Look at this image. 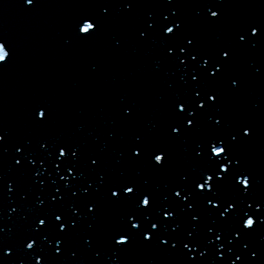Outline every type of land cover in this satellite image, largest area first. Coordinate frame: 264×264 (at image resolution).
Wrapping results in <instances>:
<instances>
[{
    "label": "snow or ice",
    "instance_id": "obj_1",
    "mask_svg": "<svg viewBox=\"0 0 264 264\" xmlns=\"http://www.w3.org/2000/svg\"><path fill=\"white\" fill-rule=\"evenodd\" d=\"M26 6L35 8L38 0H24ZM198 4V15H204V9L210 15L208 21L219 24L225 16L227 0H196ZM168 5H176L177 0H167ZM105 17L111 15L114 7L112 0H103L99 5ZM121 11L133 13L136 8L141 7L139 0H119L118 5ZM179 5L170 11L161 13L162 19L157 24L155 19L147 21V27L139 29L142 39H149L150 35L159 31L162 34V43L165 46L166 54L172 62L181 67L184 75L181 80L189 86L187 94L177 95L169 104L171 119L167 123L166 131L161 137L160 125L153 123L148 132L140 131L134 134L133 138L126 145L125 150L120 153L121 157H126L129 163L150 167L153 170H163L171 166L173 156L170 143L176 139H183L193 135L203 122H207L214 129H223L225 118L222 111L224 100V89L212 86L217 81L225 78V74L231 69L233 63L234 48L236 45L256 48L264 43V20H251L241 26L235 32V44H223L214 51H206L200 44L199 36L190 30H185V21L180 17ZM150 15H153L150 13ZM171 25V26H169ZM101 30V22L95 15L82 16L76 23V38L81 41H89ZM117 43H120L117 41ZM15 56V49L10 41L5 37H0V65H7ZM190 70V71H189ZM257 72L260 69H256ZM191 76V80L187 77ZM242 81L239 77H231L229 87L239 89ZM137 105L135 103L126 104L123 109V116L128 121H135L137 118ZM50 117V111L46 104H39L36 109L37 123L46 124ZM255 125L251 123L241 124L238 129L227 132V135H210L196 143L192 150L194 158L202 162V167L197 175L192 172L180 174L178 183L172 186L171 196H165L164 200H177L179 207H173L171 203L160 204L157 196L146 186L149 181L142 183L130 178L126 172L121 171L118 178L110 180L106 171L102 170L104 157L102 154L93 153L87 156L90 162L88 167L92 169L97 180L89 181V186L82 189L85 196H91V188L97 192H103V200L91 199L80 207L72 206L69 211L57 210L53 212L51 218L44 216L38 218L35 231L43 233L49 230L50 225L56 232V244L54 253L63 255L64 247L75 230L79 229L84 220H89L88 228L95 229V222L100 218L105 202L112 204L135 203V209L127 211L112 230L109 242L114 248L120 251L127 250L137 237L142 238L146 243H158L160 247L168 250L179 249L182 245L187 250L190 261H196L198 257L195 252L200 251L201 242L196 240V233L189 231L186 238L174 235L179 228L178 213L182 210L191 213L192 219L199 222L202 214L197 213V203L203 200L206 205L212 206L220 219L224 221L237 220L233 226L235 238L243 239L246 232H254L257 228L264 226V199L261 200H241L239 198H228L223 192L226 183H231L236 191L244 196L252 194L253 174L243 165V157L236 152L234 145L250 139L255 135ZM111 136L115 139L117 133L113 131ZM230 137V139H228ZM8 134L0 131V145L7 143ZM31 141L23 146L17 147L20 155L15 159L17 166L23 167L24 160L28 159L25 153L30 147ZM43 150L48 157L52 158V164L57 171L66 169L72 177H77V169L80 167L81 146L73 142H62L50 144L41 141ZM55 149V151H53ZM57 159L60 161L57 163ZM30 163L35 165L36 159H30ZM46 164L47 160L40 161ZM100 170V171H96ZM80 173V178H83ZM40 172L35 173L39 178ZM72 177L61 176L64 187H56V195H52L53 202L60 203L67 198V195H59L67 189L72 196H79L80 190H76L71 182ZM5 180V176L0 174V182ZM98 181V182H97ZM41 184L43 180L39 181ZM10 190L12 185H8ZM59 197V198H58ZM41 205L45 203L43 199L39 201ZM244 205V207H242ZM16 211V209H13ZM159 216V218H157ZM165 220L169 223H165ZM171 224L172 230L165 235L161 234V228H168ZM208 232L214 239H209L208 244L219 243L220 249H224L226 233L219 226L208 228ZM48 240V236H44ZM187 239L188 242H184ZM30 241V242H28ZM95 233L89 231L85 238V243L92 247L95 244ZM37 245V239L26 238V248L33 250ZM170 246V248H169ZM245 249L249 245H243ZM0 251H6L7 255L14 254L13 247L4 246ZM208 248L200 251V258L208 254ZM75 255V253H73ZM99 257L100 252H96ZM253 258H258L257 251H251ZM220 260H226L224 251L219 253ZM40 264H45L44 258L38 256ZM242 255L237 256L230 264H237L243 261ZM119 264V262H118Z\"/></svg>",
    "mask_w": 264,
    "mask_h": 264
},
{
    "label": "water",
    "instance_id": "obj_2",
    "mask_svg": "<svg viewBox=\"0 0 264 264\" xmlns=\"http://www.w3.org/2000/svg\"><path fill=\"white\" fill-rule=\"evenodd\" d=\"M103 0H38L37 6L35 8H32L31 6H26L24 3V0H0V37L7 38L12 47L15 49V53L20 49L21 52L18 54L19 60L22 62V57L25 55L30 54L31 56H34V60L37 64H39L41 61V65L43 68H40L41 74L44 75H54L56 76V80L54 81V84H58L59 82L65 83L68 82L71 77L73 78L74 74L72 76H67L65 73H59V77L57 76V70L56 71H45L44 69V59L45 60H51V63L57 68V63L60 59H57L56 54L59 55V58L63 55V60L65 63L69 62V59H73L72 54H74V51L68 50L67 45H71L73 49L75 50V54L77 55V59H82L83 62L82 66H86L90 63L92 65H95V62L97 65L93 66L92 69L96 72V75L98 79H104L99 81V84L97 86V89L104 92L108 89L110 92V88H113L112 86L109 87L107 83L120 86L118 85V81L112 79H105L107 76V73L102 71L105 67L109 68L110 59H113V54L116 56H126L127 52H131L137 57H142V62L139 63L140 73H137L139 77H141L142 74L145 76H148L150 79L155 78V76H159L162 74L164 81L167 82V86L174 89V85L172 81L179 82L180 87L177 88L179 93L187 92L188 89L185 88L184 82L181 80V76L184 75V72L181 71V67L172 62L171 58L166 54L165 52V46L162 43V34L157 30L153 32L150 35L149 39L146 40H140L139 39V29H141L142 23L147 24V21L150 19H155L157 24L162 19L161 13L170 11L173 7H176L179 5V11H180V17L185 21V30L192 31L194 33H197L199 36L200 44L205 49L206 47L209 49L217 48L220 45L223 44H235V32L243 25L247 24L251 20H264V0H227L228 6L225 7V16L223 17V20L221 23L216 24L208 21L207 16L210 15L207 13V10L204 9V15H198V4L196 3V0H177L176 5H168L167 0H139V3L142 5L141 7L136 8V10L133 13H128L125 11H121L119 7L115 6L118 5L119 0H112V3L114 4V7L111 11V15L105 17L102 13L103 10L99 6ZM153 14V15H150ZM87 15H95L101 22V30L99 33L95 35V37L89 41H81L76 38V23L82 16ZM171 26V25H169ZM119 41L120 43H117ZM21 45H24L22 47ZM29 45H39L36 46L37 50L35 52H31L29 50ZM99 46V50L103 52L98 59H94L92 61L91 56H89V53L91 51H94L92 46ZM108 49L105 51V47ZM264 43H261L259 47H256L258 50H262ZM19 46V48H18ZM235 48L243 52L245 49H249L248 46H240L236 45ZM30 49H32L30 47ZM34 49V48H33ZM42 51L41 55H43V59L41 58L40 54H38V51ZM256 50H252L254 52ZM62 53V54H61ZM61 54V56H60ZM37 56V57H36ZM75 56V55H74ZM246 57V56H245ZM110 58V59H109ZM120 59V58H119ZM161 60H163L161 62ZM63 63V62H62ZM64 64V63H63ZM233 64V63H232ZM159 66L164 67L162 71L164 72L165 67L170 66L173 69L170 72L166 73H153L154 68H158ZM95 67H99V69H96ZM234 68L236 71L239 70V68H249L248 66H244L242 63H237ZM69 70H72V67H68ZM90 68H85L82 71H88ZM231 71H228L225 75L228 76L231 74V77H241L242 73H238L236 75L229 73ZM248 77H250L251 72L249 70L245 71ZM264 73V70H261L260 73L255 74L253 77L248 79L250 82L247 81V83L254 89V91L259 94L261 92H264V82H257L258 78L260 79L261 74ZM39 74V75H41ZM90 74H93L92 72ZM110 74V72H109ZM245 75V74H244ZM225 76V78H226ZM0 77L2 78L3 75L0 70ZM128 76H126L127 78ZM229 76V78H231ZM82 78V79H81ZM88 76L81 74L80 79H78L84 84L88 83ZM242 78V77H241ZM244 78V77H243ZM156 81V82H155ZM155 81L148 83L149 87L152 88L157 83L161 87V83ZM107 82V83H106ZM53 83V81H52ZM80 83V82H78ZM248 84H245L247 86ZM263 84V85H261ZM75 85V84H73ZM124 87V83L121 84ZM230 85V81L226 83V86ZM82 84H79V88L75 87L74 93L71 95L72 92L69 94H66L67 97L64 98L63 95L60 96L61 101H56L58 104L59 110L63 111L64 108L67 109L69 107L73 110L74 113L72 115L76 117L75 120H70L67 122L66 127H78L75 128L74 132L75 135L78 136L80 134L79 141L76 142V138H71L73 140V143H76L81 146V153L85 154L84 156L80 158L79 164L82 165V169L78 170L77 177H72L71 173H68L66 169H61L59 171L57 170H49V166L47 170H44L41 173V176L39 178L35 177V173L37 172L34 168V165L30 163V159H36L35 156L30 153L26 155V157H29L28 159H25L24 166L20 169H15L14 166H17L15 164V159H19L20 155L16 151L14 153V161L11 163L12 165L9 166V163H6L4 159L0 160V170L7 169L8 175H6L8 179V183L12 185L13 190H9V194L1 193L3 196L0 195V229L3 228V226L7 230V234L12 236L11 241H8L5 239V242H1L0 244V250L4 248V246L13 247L14 254L9 256L7 255L6 251H0V264L1 258H3V261H5L6 264H40V261L37 259L38 256H42L44 258L45 264H80L81 262H85L86 264H110V260H105L102 258V251L100 249L96 250V241L95 244L92 247L84 246L85 244V238H81L80 234L81 231L84 230L80 226L79 230H75L73 233H71L63 251V255L55 254L54 253V245L56 244V232L52 229V226L50 225L49 230L44 231L42 234H39L34 229L33 225H30L29 220L25 221L23 225V218H27L31 216L29 212L25 210V207L23 205L24 199H22V195L25 194L27 190H32V192H35L36 194H41L42 199L45 201L43 205H39L38 214L34 219V221L38 218H43L44 216H48L51 218V215L53 212H56L57 210L60 211H69L71 213L72 206L79 204L80 206L82 204H85L87 199L90 197V200L92 197L94 199H101L103 200V192H97L95 188H91V196H85L82 189L84 187L89 186V181L93 180L92 177H94V180H97L95 172L88 167L89 161L87 160V156L91 155L93 153L102 154L104 157V163L102 166V170L106 171L109 175V178L111 180L112 174L114 177L119 176V165L116 164V159H121L120 153L123 152L124 147L127 144L128 137L124 135H120L122 139L120 140V137L117 136L118 141L110 136H105L103 141L101 139L96 142V147L89 143L84 142L83 138L85 133L89 128H93V122L94 119L98 120L97 123L101 122V125L103 128L110 126V120L111 122H115L117 117L123 118L122 122H124L126 119L123 116V109H120L119 111H116L114 115H111L112 113L110 110L109 113L106 112V109L108 107L111 108L112 103H116V101H109L107 105H105L102 113H99L97 110H84V107L86 106V100L85 98L90 97L93 98L89 94H85L86 90L84 87V90L80 87ZM166 86V83L164 84ZM214 87H219L218 82L213 84ZM147 87V84L145 83V88ZM243 87V84L240 88ZM121 89V87H119ZM126 88V87H125ZM239 88V89H240ZM56 89L54 88V91H51L47 88V91L49 93V96L53 97L56 95ZM116 89V88H115ZM239 89L233 88L232 93L229 92V95L231 97L228 98L229 104H234V91H237ZM63 90L66 92L65 88ZM126 90V89H125ZM93 91H97L94 89ZM92 93L94 94V92ZM124 92V90H123ZM253 93L254 98L256 94ZM67 93V92H66ZM96 95V94H95ZM249 98L254 103L253 97L248 92ZM48 96V95H46ZM82 98V99H81ZM84 98V99H83ZM238 97H236L237 100ZM89 99V98H88ZM107 99L106 97L104 98ZM58 100V99H57ZM83 100V101H82ZM88 101V100H87ZM15 102V101H14ZM238 102V101H236ZM47 103V102H46ZM96 103V101H92L90 104ZM105 103V102H104ZM120 103V101H118ZM127 103V102H126ZM11 102L4 103L2 106L3 110L2 113L4 114V118L10 122V120H13L16 122H19L17 119V116L20 115L18 112L14 111V106H12V109H7ZM56 104V106H57ZM125 104V103H124ZM256 105V104H255ZM48 109L51 110V105H48ZM141 105H138L137 107L140 108ZM27 107V106H25ZM55 107V108H58ZM156 107L155 103L147 104V109L151 108L154 109ZM5 108L7 110H5ZM24 108V107H23ZM28 109V107H27ZM9 110V113H8ZM253 110V108H252ZM139 111V110H138ZM150 111V109H149ZM26 112V109L23 110V113ZM106 113V114H105ZM243 110H238L237 114H239L240 118L243 117ZM28 116L31 115L27 111ZM95 114V115H94ZM227 114V113H225ZM71 115V114H70ZM92 115V116H91ZM22 117V114L20 115ZM94 117V118H92ZM31 118V117H30ZM34 119V118H32ZM114 119V120H113ZM80 120V123L82 124H75V121ZM65 120H60L58 123H64ZM96 122V121H95ZM161 120H153V123H161ZM140 126L144 124V120L142 117H140L139 113L137 114V118L135 121H129L128 124ZM83 125V128L80 129ZM38 127V131L41 130V125L37 123L36 125ZM91 126V127H90ZM147 129H151L152 124H147ZM24 131L20 134V139L24 137L25 135V127L20 126ZM124 127V124H122L118 130L121 134V128ZM118 128V129H119ZM101 129V128H100ZM72 130V129H71ZM103 130V129H102ZM117 130V129H116ZM100 131V130H99ZM115 131V130H114ZM42 132V131H41ZM118 134V133H117ZM27 135V134H26ZM72 137V134H69ZM94 135H96L97 138H99V132L95 131ZM132 138L134 136V133H131ZM50 137H53L52 135ZM79 137V136H78ZM193 137V136H192ZM130 138V137H129ZM131 138V139H132ZM188 139H191L190 136H188ZM20 141V140H19ZM19 141H13L14 148L18 146H23L22 144H19ZM39 141V140H38ZM41 141H39V154L41 156V153L43 150L41 146ZM48 142V141H47ZM50 144H56L58 142L55 141V139H51L49 141ZM110 143V147L106 146ZM170 147H173L170 145ZM172 151V148H171ZM93 152V153H92ZM251 152L249 148H245V150L241 151L240 156L244 158V153ZM45 153V151L43 152ZM260 156V152H258ZM117 156H119L117 158ZM172 156L175 157V152L172 151ZM44 157V155H43ZM116 158V159H115ZM112 162V163H111ZM7 165V167H5ZM38 165V163H37ZM53 165V164H52ZM135 166V165H134ZM137 166V165H136ZM175 166V165H174ZM12 167V168H11ZM18 167V166H17ZM109 167V168H108ZM138 167V166H137ZM177 167V166H175ZM11 168V169H10ZM171 168V166H170ZM111 170V171H110ZM169 170V169H168ZM97 171V170H96ZM100 171V170H98ZM140 171V169H139ZM156 170L151 169L152 173H157L159 178L163 177V180L165 182V186L167 190H171L172 186L175 185V182L172 184L170 183V179L173 177L172 174L174 173H167L165 174L164 169L159 170L158 172H155ZM83 173V178H80L79 174ZM87 175H86V174ZM61 177L63 175H67L69 177H72L71 182L75 185L76 190H80V195L75 196V200H71L68 198V193L64 195H67V198L60 202L56 203L53 202L51 199H49V192L44 191V193L41 192L40 189H37L41 184L38 183V180H52V176ZM86 178V179H85ZM149 183L146 186L149 190L153 189L156 190V185H153L150 181V177L144 176ZM170 178V179H169ZM33 181V182H32ZM61 181V180H60ZM4 182H7L5 179ZM14 182V184H13ZM64 183V181L62 180ZM98 182V181H97ZM1 183V182H0ZM35 183H37L36 188H34ZM170 183V184H169ZM8 184V185H9ZM30 185V187H29ZM53 188H56V185H52ZM37 189V191H36ZM170 193V192H169ZM228 198H234V194L228 193L226 195ZM175 200V199H173ZM108 203V202H107ZM106 202L104 203L107 204ZM112 203L107 204V208H103L102 214H107L106 211H111L113 215H117L116 221H111V227L114 228L117 223L119 222L120 218L125 214L122 213V211L119 212H113L111 206ZM179 206V203H177ZM79 205H76L77 207H80ZM110 205V206H108ZM60 206V208L58 207ZM63 206V207H61ZM131 207V206H129ZM13 209H16V211H13ZM23 210V211H21ZM12 212H17L12 218L9 216L12 214ZM24 212V214L20 215L19 213ZM184 212V211H183ZM182 214L184 215V213ZM38 217V218H37ZM16 220V224L13 221ZM89 220L83 221V227L88 229V223ZM189 222L190 219H189ZM193 223V222H192ZM31 226L32 230L27 226ZM113 224V225H112ZM99 226V225H98ZM25 227L26 230H25ZM261 232L263 233L264 238V226L259 227ZM258 229V228H257ZM81 230V231H80ZM113 229H110V231ZM1 231V230H0ZM79 232V236H78ZM12 233V234H11ZM163 233V232H162ZM188 231H186L185 228L182 226L175 230L174 235L180 237V238H186ZM107 234V233H104ZM209 234V233H208ZM48 236V240L44 239V236ZM78 236V237H75ZM31 237L32 239H37V245L35 248V253H33V250L26 248V238ZM101 237V238H100ZM99 237V240L103 239V234ZM105 237V236H104ZM258 237V236H257ZM214 239L212 237H206V240L208 242L209 239ZM140 238H136L133 242V244L127 248L125 251H120L117 248H114L111 243L108 244L110 246V249L114 250V256L113 260H119L120 264H135L136 259H141L142 256H144L145 251L142 250V244L139 240ZM227 239H230V236L226 238L224 241L227 242ZM30 242V241H28ZM101 242V241H100ZM184 242H188L187 239L184 240ZM102 244V242H101ZM264 244V242H263ZM156 245L159 247L158 243ZM218 245V242L215 244H208V254L203 257V262H200V259H197L196 261H192V264H206L209 262V260L216 261L215 264H219L220 258L219 253L223 251L220 249ZM226 245V244H225ZM152 247V244H151ZM154 247V245H153ZM106 248V247H105ZM170 248V246H169ZM263 251H264V245H263ZM132 249V250H131ZM164 249V248H163ZM162 249V251H164ZM260 249V248H259ZM100 252V256L98 259V256L96 255V252ZM111 251V250H109ZM200 251H204L203 245L200 247ZM200 251L195 252V255L198 257ZM136 253V255L133 257L135 258L132 260L130 258V255L127 253ZM158 252V251H157ZM75 253V255H73ZM261 253V252H259ZM165 257H170V262L168 261V264H190L189 255L190 253L187 252V250L183 249L182 245L180 247V253H178V256H176L172 251H167L165 253ZM227 260L231 261V254L225 253ZM157 258V257H156ZM112 260V262H113ZM256 260V259H255ZM257 261V260H256ZM256 261H253V264L256 263ZM25 262V263H24ZM252 262V261H251ZM209 264V263H208ZM264 264V263H263Z\"/></svg>",
    "mask_w": 264,
    "mask_h": 264
}]
</instances>
